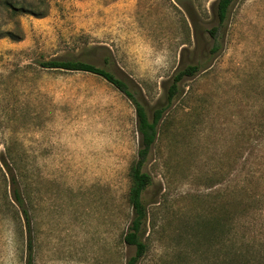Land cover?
<instances>
[{
	"label": "rangeland",
	"instance_id": "374dc122",
	"mask_svg": "<svg viewBox=\"0 0 264 264\" xmlns=\"http://www.w3.org/2000/svg\"><path fill=\"white\" fill-rule=\"evenodd\" d=\"M45 16L0 12V264H126L134 103L104 77L49 69L85 60L128 79L151 114L176 71L200 64L165 111L145 170L138 264H214L199 223L238 218L264 243V0H234L211 54L217 0H47ZM6 23V24H4ZM14 37V38H13ZM12 168L30 227L12 200ZM214 260V261H213Z\"/></svg>",
	"mask_w": 264,
	"mask_h": 264
},
{
	"label": "trees",
	"instance_id": "16d2710c",
	"mask_svg": "<svg viewBox=\"0 0 264 264\" xmlns=\"http://www.w3.org/2000/svg\"><path fill=\"white\" fill-rule=\"evenodd\" d=\"M234 0H217L216 14L218 26L210 32L214 38L211 54L222 47V41L217 33L218 28L225 24L230 6ZM49 5L47 0H0V12L10 15L11 22L21 28L19 15L33 14L37 17L45 16ZM6 24V23H4ZM0 23V37L16 36L13 29H4ZM14 38V37H13ZM43 67L72 71H88L98 74L121 90L135 105L137 128L140 134L138 156L130 167L131 184L129 188V202L133 208V217L124 236L127 244L135 246V253L128 258L126 264H138L147 252V243L143 239L145 224L148 218V207L144 202L143 193L152 184V175L145 170L151 149L159 134V124L165 111L181 93V81L186 76H194L200 70V64H188L176 71L169 86L165 88V100L157 105L150 114L141 96L139 88L128 79L118 76L112 70L85 60L51 58L40 61ZM10 175V190L12 200L19 206L30 227V218L21 187L14 171L7 165ZM238 218L232 220L229 215L212 212L204 218V225L199 223L198 230L205 242V252L214 256V264H264V243L248 241L246 236L237 232ZM27 264H33L32 243H28Z\"/></svg>",
	"mask_w": 264,
	"mask_h": 264
}]
</instances>
